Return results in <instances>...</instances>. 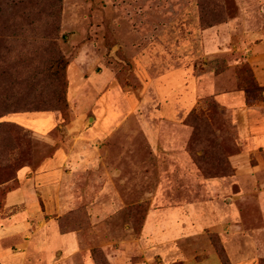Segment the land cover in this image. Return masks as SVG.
Here are the masks:
<instances>
[{
    "label": "rangeland",
    "instance_id": "374dc122",
    "mask_svg": "<svg viewBox=\"0 0 264 264\" xmlns=\"http://www.w3.org/2000/svg\"><path fill=\"white\" fill-rule=\"evenodd\" d=\"M62 8L56 43L69 60L68 116L65 122L57 112L3 119L31 137L14 151L0 137V220L13 231L6 239L0 234V251L17 259L29 252L28 264H199L207 251L220 264H264V145L256 142L264 141V0H63ZM176 106L186 110L181 122L199 182L231 178L220 193L193 180L165 194L170 208L150 212L152 198L162 196H149L148 181L147 192L132 195L125 164L119 181L107 180L124 200L119 210H92L102 202L101 184L96 179L88 196L82 178L80 195L64 210L52 208L50 189L41 211H2L8 194L21 189L22 172L35 173L36 186L55 181L60 148L72 146L75 135L89 128L102 134L100 124L155 120L157 110L173 114ZM248 124L254 136L246 143ZM164 166L159 168L168 175L172 167ZM252 171L254 185L246 176ZM256 183L260 194L252 193ZM211 199L233 208L225 216L232 228L208 226L197 233L184 206ZM222 227L237 254L232 263Z\"/></svg>",
    "mask_w": 264,
    "mask_h": 264
},
{
    "label": "crops",
    "instance_id": "0c3cea01",
    "mask_svg": "<svg viewBox=\"0 0 264 264\" xmlns=\"http://www.w3.org/2000/svg\"><path fill=\"white\" fill-rule=\"evenodd\" d=\"M197 91L198 97L199 87ZM160 110L156 111L157 116L155 120H142L137 124L123 122L116 124H100L97 125L98 128H96V130L103 132L102 134L89 133V131L94 129L89 128L83 132L81 137L75 135L72 138V140H74L72 146L60 148V150L63 151V160L62 165L57 166L58 170L53 174V179L55 181L51 184L42 182L41 186H36V174L29 173L27 175L26 172H22L21 177L24 178V181L22 182L21 189L8 194L2 206V211L4 213L13 210L41 211L45 209L42 205L46 203L44 201L45 193L50 189L53 194L52 208L54 210H64L71 207L73 205L72 203H75V199L80 195L78 187L80 183L78 181L82 178L85 180V187L87 188L85 194L88 196L92 193L90 188L95 185L96 179L99 180L101 184L100 194L102 202L99 208L91 206L92 210H119L124 200L119 199L118 196L120 194L117 196L114 193L111 188V183L107 180L119 181L120 178H122L124 169H126L125 164L129 165V169L132 172V195L147 192L146 181H148L150 183L149 196L152 194L162 196L160 198L157 197V199L155 197L152 198L150 212H153L156 207L170 208L171 206L169 205L171 204H168L166 199L162 200L165 194L170 193L171 189H182L193 180L195 183L198 180L197 183H200L202 189H205L206 185H208L212 192L220 193L222 189H225V183L227 181L230 183V177L206 181L202 179L203 181L199 182L200 176L197 174L198 172H194L190 167L189 154L186 149L185 140L187 128L181 122L186 110L180 106H176L174 108L175 113L166 115H163ZM167 115H169V118ZM79 129L82 130V128L79 127L78 131H80ZM138 133H140L143 138H136ZM242 135L244 139H246V143L252 141L254 135L250 131L249 124L244 127ZM256 142L261 146L264 145V141L258 142L256 140ZM52 159L55 161L57 159V154H55ZM45 163H47V161ZM166 163L172 168H179V172H173L171 168L168 175H166V173L159 168V166L165 167L164 164ZM246 176L254 185L253 180L257 178L256 174L252 171L246 174ZM25 180H27L26 183ZM66 180L69 181L68 186H66ZM232 181H235V179H232ZM234 184H236V181L233 182L232 185ZM257 186L258 188L253 186V194L261 193L258 184ZM25 187H30L36 198H33L32 193L29 194L27 189L24 190ZM66 187L68 190H66ZM227 189L229 190V188ZM66 191L68 196L67 199L65 197ZM226 207V209H223L220 204H217L214 199H211L210 201H202L195 204L188 203L186 207L184 206L185 210L184 208L181 209L189 211L188 214H186L188 216L186 221H188L190 226L196 227L197 233H205L208 229L209 231L211 229L208 226L213 228L219 227L218 225H225L227 228L231 227V223L228 221L226 222L225 216L226 214L230 215L233 208L231 209L229 205ZM171 211L174 212V210ZM31 216H38V214L32 213ZM0 221H2L4 225L0 227V234L2 239H6L10 237L9 235H11L13 231L7 227L6 219H1ZM150 221H153V219ZM224 227H222L221 233L225 238L223 236L222 241L225 244L229 260L232 263L233 253L230 250L232 244L228 245L227 243V240H229V238L231 239V235L227 233ZM165 229L166 226L163 230ZM255 237H257V235L253 234L250 241L253 242ZM208 252L209 251L204 253L205 255L199 264H220L216 256L213 254L207 255ZM233 255L237 256L236 253ZM30 258L33 257L29 252L22 253V256L17 259L12 251L3 248L0 251V263L28 264ZM246 258L252 259V256Z\"/></svg>",
    "mask_w": 264,
    "mask_h": 264
},
{
    "label": "trees",
    "instance_id": "16d2710c",
    "mask_svg": "<svg viewBox=\"0 0 264 264\" xmlns=\"http://www.w3.org/2000/svg\"><path fill=\"white\" fill-rule=\"evenodd\" d=\"M62 4L63 0H0V137L10 140L7 151L19 149L31 137L20 125L4 122L7 116L57 112L64 122L68 116L69 60L56 43Z\"/></svg>",
    "mask_w": 264,
    "mask_h": 264
}]
</instances>
